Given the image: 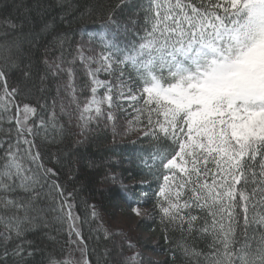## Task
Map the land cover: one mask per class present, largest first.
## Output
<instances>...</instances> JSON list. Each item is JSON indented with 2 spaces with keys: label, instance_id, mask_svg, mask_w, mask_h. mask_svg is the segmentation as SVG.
<instances>
[{
  "label": "snow or ice",
  "instance_id": "obj_1",
  "mask_svg": "<svg viewBox=\"0 0 264 264\" xmlns=\"http://www.w3.org/2000/svg\"><path fill=\"white\" fill-rule=\"evenodd\" d=\"M0 264H264V0H0Z\"/></svg>",
  "mask_w": 264,
  "mask_h": 264
},
{
  "label": "trees",
  "instance_id": "obj_2",
  "mask_svg": "<svg viewBox=\"0 0 264 264\" xmlns=\"http://www.w3.org/2000/svg\"><path fill=\"white\" fill-rule=\"evenodd\" d=\"M45 2H47V0H45ZM77 2L80 5H87L90 3H95L96 0H77ZM93 136L94 139L90 142L89 146H87L86 149H82V152L84 153L85 156L92 157L99 162L100 160L103 159L104 150L107 147V143L111 136V132L98 131L94 133ZM125 150L127 151V149ZM125 167L127 168L128 165H125ZM132 170L136 171V169H132ZM91 176H95V172H92ZM84 182L86 183V191L83 193V195L86 198H89L90 201L95 202L97 204V210L100 211L105 216L109 217L111 215V211L113 210V208L114 209L119 208L120 210L121 208H124L129 211H132V207H130L128 203H124L123 201H120L116 197L106 196L102 199L98 191V186L90 179ZM150 224L151 221L148 220L147 218H145V221L142 223L141 218L139 217L137 225L141 230V232L147 235L146 242L145 244H142L141 247L142 249H144L145 252H148L149 254H152L153 256H157L158 258H160V260L158 261H162L166 259V256L159 254L158 248L155 252L152 251V249L156 246V239L154 238L151 232L147 231ZM103 249H104V242L101 241V246L98 254H102ZM95 258L96 257L94 256L93 259L95 260Z\"/></svg>",
  "mask_w": 264,
  "mask_h": 264
},
{
  "label": "rangeland",
  "instance_id": "obj_3",
  "mask_svg": "<svg viewBox=\"0 0 264 264\" xmlns=\"http://www.w3.org/2000/svg\"><path fill=\"white\" fill-rule=\"evenodd\" d=\"M98 211V210H97ZM100 218L104 223V227L111 233L113 236L125 235L131 237L133 240L139 239L140 245L145 244L147 235L141 232L138 227L139 217L134 215L132 211L121 208H113L111 215L105 216L100 211ZM144 251V249H143ZM144 255L152 260L158 261L160 258L153 256L148 252L144 251Z\"/></svg>",
  "mask_w": 264,
  "mask_h": 264
}]
</instances>
